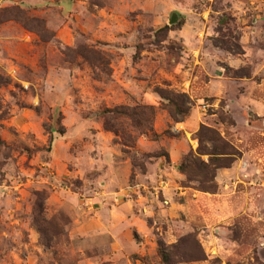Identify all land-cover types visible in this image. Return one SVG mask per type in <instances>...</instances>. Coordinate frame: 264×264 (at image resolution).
I'll list each match as a JSON object with an SVG mask.
<instances>
[{
	"label": "rangeland",
	"instance_id": "rangeland-1",
	"mask_svg": "<svg viewBox=\"0 0 264 264\" xmlns=\"http://www.w3.org/2000/svg\"><path fill=\"white\" fill-rule=\"evenodd\" d=\"M0 77V264H264V0H0Z\"/></svg>",
	"mask_w": 264,
	"mask_h": 264
},
{
	"label": "trees",
	"instance_id": "trees-1",
	"mask_svg": "<svg viewBox=\"0 0 264 264\" xmlns=\"http://www.w3.org/2000/svg\"><path fill=\"white\" fill-rule=\"evenodd\" d=\"M221 27H218L217 31L220 34L222 31ZM233 38H235L233 36ZM214 43L215 45H220L223 49L229 51V52H233L236 51V49H240V45L238 43L237 40L233 39L231 40L230 38L226 37V36H216L214 39ZM247 76V74H244ZM240 76V75H239ZM7 82V78L4 80H1L0 77V85L3 83ZM158 92L160 94L161 97L165 98L168 100V102H170L172 104V106L174 107V112L175 114H186L188 107L185 105V100L188 99L187 96L184 93H175L173 94L172 97H170V95H164L163 90L158 88ZM185 99V100H184ZM1 108V106H0ZM102 115L106 117V120H104V128L107 130H111L114 131V133L116 134V130L113 128L112 125L109 124V121L107 120L108 117H121V116H125V117H130L132 119L133 122H135L137 127H140L143 123H148L149 119L145 118V117H141L140 119H136L135 115H136V108L135 107H114V108H105L102 110ZM230 120L232 121V119L230 118ZM229 120V121H230ZM150 131H152L151 126H148V128ZM209 131V132H206ZM198 135V139L200 142V146H202L204 139H209L212 143H214L213 148L214 150L212 152H206L205 148L202 147L203 151L205 153L208 154H212V155H216V154H232L231 152H229L228 149V145L226 143H224V141L221 140L220 136H218V134L216 132H214L213 130H209L208 128L202 126V128H200V130L197 133ZM153 137H156V134L152 133ZM2 141L0 140V143ZM216 142L219 143L220 145V149L221 151L218 152L217 151V146H216ZM212 160H216L219 161L220 163L215 164V163H211L210 161ZM222 161V162H221ZM225 161V156H216L215 158L210 157L208 162L202 161L200 159H193L191 162L187 161V162H182L179 165V169L182 172H185L187 170V168L194 166V165H199L198 167L206 170L207 172H211V179H212V172L214 169L210 168V163L215 167H224V166H228V162H224ZM210 162V163H209ZM197 163V164H196ZM163 242L161 240L158 241V252L159 255L161 257V260L164 264H170L171 261V252L168 250H165L164 246H163Z\"/></svg>",
	"mask_w": 264,
	"mask_h": 264
},
{
	"label": "water",
	"instance_id": "water-1",
	"mask_svg": "<svg viewBox=\"0 0 264 264\" xmlns=\"http://www.w3.org/2000/svg\"><path fill=\"white\" fill-rule=\"evenodd\" d=\"M172 22V21H171Z\"/></svg>",
	"mask_w": 264,
	"mask_h": 264
}]
</instances>
